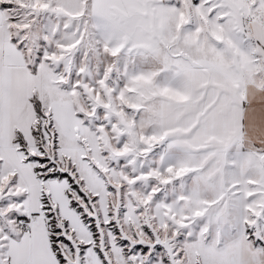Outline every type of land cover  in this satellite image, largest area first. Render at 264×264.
<instances>
[{
    "label": "snow or ice",
    "instance_id": "snow-or-ice-1",
    "mask_svg": "<svg viewBox=\"0 0 264 264\" xmlns=\"http://www.w3.org/2000/svg\"><path fill=\"white\" fill-rule=\"evenodd\" d=\"M0 264H264V0H0Z\"/></svg>",
    "mask_w": 264,
    "mask_h": 264
}]
</instances>
